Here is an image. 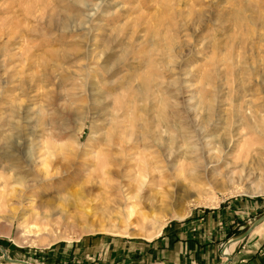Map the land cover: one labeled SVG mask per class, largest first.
<instances>
[{
	"label": "rangeland",
	"instance_id": "1",
	"mask_svg": "<svg viewBox=\"0 0 264 264\" xmlns=\"http://www.w3.org/2000/svg\"><path fill=\"white\" fill-rule=\"evenodd\" d=\"M263 212L264 0H0V264H220Z\"/></svg>",
	"mask_w": 264,
	"mask_h": 264
},
{
	"label": "crops",
	"instance_id": "2",
	"mask_svg": "<svg viewBox=\"0 0 264 264\" xmlns=\"http://www.w3.org/2000/svg\"><path fill=\"white\" fill-rule=\"evenodd\" d=\"M167 224L163 234L158 238L146 240L143 244V260L144 262H163L174 263L180 261L182 256L187 253L195 252L200 249L201 242L197 236L200 229H196L193 224L184 223L182 225ZM199 227V226H198ZM255 227V226H254ZM253 227V228H254ZM253 228L241 241L230 242L229 254L231 259L226 264H264V239L257 241L253 234ZM226 238L230 240L235 232L227 231L229 234ZM264 238V237H263ZM243 240H246L244 243ZM211 242V241H209ZM207 243V242H206ZM242 243V244H241ZM213 244V243H208ZM214 244L219 247L218 239L214 240Z\"/></svg>",
	"mask_w": 264,
	"mask_h": 264
},
{
	"label": "water",
	"instance_id": "3",
	"mask_svg": "<svg viewBox=\"0 0 264 264\" xmlns=\"http://www.w3.org/2000/svg\"><path fill=\"white\" fill-rule=\"evenodd\" d=\"M263 218H264V212H263V214H262L261 216H259L258 218H256V219L254 220L253 223L249 224V226H247V228H246L243 232H241V233L238 234V235H235V236L230 237V238H231L230 241H231V242H234V241H238V240H240V239H243V238L247 235V233H249V231H250L254 226H256L257 224H259V223L263 220ZM230 241H229V242H230ZM224 248H225V247H224ZM0 249H1L4 253L6 252L5 249L2 248L1 246H0ZM222 251H223V249H221V253H222L223 255H225V257H226L227 259H226L225 261L221 262L220 264H226V261H229V260L231 259V255H230L228 252H222ZM6 259H8L9 261H16V262L24 263V264H35V263L31 262V261H26V260L18 259V258H10V257H7V256H6Z\"/></svg>",
	"mask_w": 264,
	"mask_h": 264
},
{
	"label": "bare ground",
	"instance_id": "4",
	"mask_svg": "<svg viewBox=\"0 0 264 264\" xmlns=\"http://www.w3.org/2000/svg\"><path fill=\"white\" fill-rule=\"evenodd\" d=\"M229 248H230V247H229ZM229 248H228V247L225 248L223 252H230L229 250H231V249H229Z\"/></svg>",
	"mask_w": 264,
	"mask_h": 264
}]
</instances>
